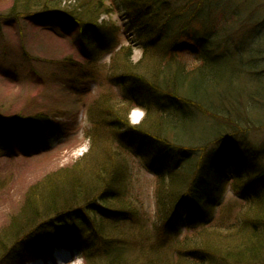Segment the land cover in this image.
Instances as JSON below:
<instances>
[{
    "label": "trees",
    "instance_id": "1",
    "mask_svg": "<svg viewBox=\"0 0 264 264\" xmlns=\"http://www.w3.org/2000/svg\"><path fill=\"white\" fill-rule=\"evenodd\" d=\"M69 1L11 0L6 17L59 16L81 38H92L84 44L92 60L115 36L100 18L121 6L141 55L134 63L131 47L111 48L105 79L117 89L89 110L95 141L80 160L94 170L84 180L78 163L72 173L48 176L31 190L44 193L47 209L38 210L30 198L29 221L16 220L0 238V261L67 247L85 254L86 264L98 258L127 264L110 229L141 219L123 200L125 166L137 160L154 177L153 250L146 264H264V146L237 140L264 127L252 114L264 107V37L253 35L235 0ZM132 110L144 113L139 124L130 123ZM101 125L108 156L96 138ZM58 132L43 113L0 112V147L10 149L12 138L46 141ZM228 187L235 198L225 201ZM76 230L85 234L81 242Z\"/></svg>",
    "mask_w": 264,
    "mask_h": 264
},
{
    "label": "rangeland",
    "instance_id": "2",
    "mask_svg": "<svg viewBox=\"0 0 264 264\" xmlns=\"http://www.w3.org/2000/svg\"><path fill=\"white\" fill-rule=\"evenodd\" d=\"M10 2L11 0H0V112L24 116L43 113L56 123L59 132L46 141L24 143L17 137L12 138L10 149L0 147V238L8 234L7 231L14 226L16 220L29 221V200L32 196L37 200L35 205L38 210L47 209L45 201L39 196L44 193L30 192L44 182L46 177L72 173L80 166L84 173L83 179L86 180L85 173L94 170L90 161L80 163V160L95 141V138L92 140L95 127L88 115L89 110L102 94L113 95V91L117 89L111 87L105 79L104 69L109 62V52L111 48L118 50L121 47H131L134 63L141 55L137 31L131 27L126 19L127 13L121 6L99 20L115 31L112 44L97 51L92 60H87L84 44L91 37L81 38L78 29L59 16L49 19H8L6 9ZM235 3L239 16L248 20V28H253V35L258 31L264 37V0H235ZM261 64L264 68V60ZM248 83L252 87L250 80ZM261 106L258 105V110L256 108L252 114L264 123V107ZM143 117L141 110H132L128 115L133 125L139 124ZM98 127L96 138L101 140L100 154L108 156L107 146L110 140L104 139L106 126ZM237 140L259 149L264 146V127H256ZM78 163L80 164L75 167ZM233 168H227L225 173L230 174ZM125 172L128 191L123 200L133 209L139 210L141 219L139 223L135 218L126 219L121 227L110 229V236L124 245L123 257L127 264H146L151 259L149 254L153 250L150 230L155 217L154 177L137 160L130 161L125 166ZM231 192L228 187L224 195L225 201L235 198ZM41 220L37 222L40 224L46 221ZM66 222L76 227V221L67 219ZM37 226L30 232H35ZM76 233H80L78 242L84 240V233ZM40 238L46 240L43 234ZM69 250L70 252L56 250L54 253L58 252L63 256L66 253L69 257H74L75 264H86L85 254L80 250ZM50 253L39 256L44 259L45 264H52L48 261ZM39 257L22 254L13 259L5 258L0 264H26L35 258L39 264H44ZM93 261L94 264H105L103 259Z\"/></svg>",
    "mask_w": 264,
    "mask_h": 264
},
{
    "label": "bare ground",
    "instance_id": "3",
    "mask_svg": "<svg viewBox=\"0 0 264 264\" xmlns=\"http://www.w3.org/2000/svg\"><path fill=\"white\" fill-rule=\"evenodd\" d=\"M65 256L61 253H56V258L53 256L48 257V261L52 264H75L74 257H69L68 254L64 253ZM41 261L45 264L44 259H41ZM39 261H36V259H30L26 264H39Z\"/></svg>",
    "mask_w": 264,
    "mask_h": 264
}]
</instances>
